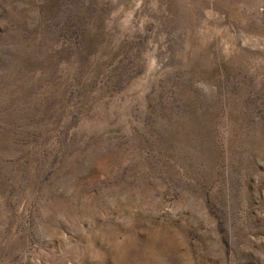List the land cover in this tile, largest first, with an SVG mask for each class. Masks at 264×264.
Wrapping results in <instances>:
<instances>
[{
	"label": "rangeland",
	"instance_id": "obj_1",
	"mask_svg": "<svg viewBox=\"0 0 264 264\" xmlns=\"http://www.w3.org/2000/svg\"><path fill=\"white\" fill-rule=\"evenodd\" d=\"M0 264H264V0H0Z\"/></svg>",
	"mask_w": 264,
	"mask_h": 264
}]
</instances>
